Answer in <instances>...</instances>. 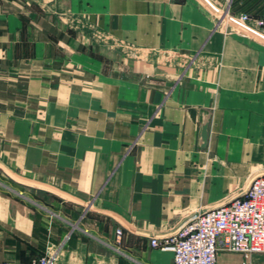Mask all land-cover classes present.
<instances>
[{
  "label": "crops",
  "instance_id": "obj_1",
  "mask_svg": "<svg viewBox=\"0 0 264 264\" xmlns=\"http://www.w3.org/2000/svg\"><path fill=\"white\" fill-rule=\"evenodd\" d=\"M220 2L0 0V261L171 264L151 239L264 176V33Z\"/></svg>",
  "mask_w": 264,
  "mask_h": 264
},
{
  "label": "built area",
  "instance_id": "obj_2",
  "mask_svg": "<svg viewBox=\"0 0 264 264\" xmlns=\"http://www.w3.org/2000/svg\"><path fill=\"white\" fill-rule=\"evenodd\" d=\"M223 1L229 14L233 0ZM235 19L264 33V0L257 18L239 13ZM121 237L122 231L116 229L117 243ZM150 246L171 252V264H217L221 250L241 254L242 264H249L251 255L264 254V176L254 177L243 195L221 206L191 214L174 234L151 239ZM56 262L57 252H52L32 259L30 264ZM0 264L12 263L0 261Z\"/></svg>",
  "mask_w": 264,
  "mask_h": 264
},
{
  "label": "rangeland",
  "instance_id": "obj_3",
  "mask_svg": "<svg viewBox=\"0 0 264 264\" xmlns=\"http://www.w3.org/2000/svg\"><path fill=\"white\" fill-rule=\"evenodd\" d=\"M236 2V1H234ZM238 3L240 4H246L247 6L252 7V6H255L256 8L260 9L261 5H262V2L263 0H238L237 1ZM257 9V10H258ZM220 15V22L222 23V20H225L227 24L229 25H236L237 23L235 21L237 20H234V17L232 16V13L230 14H226V3L222 0V2H220V6H219V13ZM219 22V24H220ZM250 264V263H249Z\"/></svg>",
  "mask_w": 264,
  "mask_h": 264
},
{
  "label": "water",
  "instance_id": "obj_4",
  "mask_svg": "<svg viewBox=\"0 0 264 264\" xmlns=\"http://www.w3.org/2000/svg\"><path fill=\"white\" fill-rule=\"evenodd\" d=\"M210 115L208 113H201V124L199 131V140L198 146L201 149H204L207 144V134H208V126H209Z\"/></svg>",
  "mask_w": 264,
  "mask_h": 264
},
{
  "label": "trees",
  "instance_id": "obj_5",
  "mask_svg": "<svg viewBox=\"0 0 264 264\" xmlns=\"http://www.w3.org/2000/svg\"><path fill=\"white\" fill-rule=\"evenodd\" d=\"M236 2H233L234 4H237L238 2V0H235ZM246 4L244 3L243 5L241 4V7H243V6H245ZM262 5H263V2H262ZM262 5H261V7H260V11H258V14L256 13V14H253V13H251V12H249V11H245V13H247L249 16H251L252 18H257L258 16H259V12H261V10H262Z\"/></svg>",
  "mask_w": 264,
  "mask_h": 264
}]
</instances>
